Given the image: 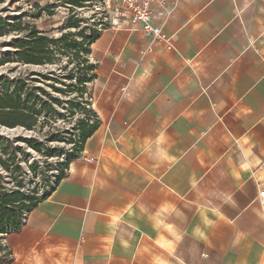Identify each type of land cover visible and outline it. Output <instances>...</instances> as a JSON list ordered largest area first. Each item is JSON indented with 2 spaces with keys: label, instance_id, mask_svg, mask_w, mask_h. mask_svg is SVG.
Instances as JSON below:
<instances>
[{
  "label": "crops",
  "instance_id": "crops-1",
  "mask_svg": "<svg viewBox=\"0 0 264 264\" xmlns=\"http://www.w3.org/2000/svg\"><path fill=\"white\" fill-rule=\"evenodd\" d=\"M170 7L173 50L120 24L90 45L97 129L4 264H264V0Z\"/></svg>",
  "mask_w": 264,
  "mask_h": 264
},
{
  "label": "rangeland",
  "instance_id": "rangeland-1",
  "mask_svg": "<svg viewBox=\"0 0 264 264\" xmlns=\"http://www.w3.org/2000/svg\"><path fill=\"white\" fill-rule=\"evenodd\" d=\"M46 4L52 5L50 8L52 15L38 9ZM120 7L119 2L115 0H104V2L101 0L75 9V15L71 21L78 22L80 28H85L84 36H89V29L99 33L111 25V20L114 18L113 10L118 9L121 12ZM39 11L41 17L34 19L33 17ZM71 15L69 6L63 0H19L13 4H10V0H5L0 3L1 18L21 19L24 24L46 31V36L49 38H58L61 35L59 29L64 27L67 18ZM63 30L62 33L74 32L77 29ZM21 36L20 33L12 32L0 37V92L3 84L12 87L13 82L20 81L23 83V91H34L39 101H48L53 104L55 113L52 116L41 113L35 120L33 130L23 127L11 129L0 124V158L2 160L11 158V151H8V154L1 151L7 146V140L13 141V148H21V151L15 152L14 163L8 171L0 166V180L2 186L6 188H14L16 181L21 182L22 190L28 192L34 188L38 195L50 188L69 158L79 155L78 134L86 124L90 125L95 119H90L88 115L90 114L88 111L92 112L89 102L90 81L83 86V89L76 84L75 79L79 78L83 72L77 71L76 62L72 60V57L57 51L53 56V64L31 65L17 62V50L12 48V43ZM73 39L76 42H82L78 35H75ZM7 60L10 62H6ZM51 84L61 89L65 87L72 89H69L70 93H56L50 88ZM37 88L42 89L46 94ZM85 94H87L86 97ZM50 96L59 98L61 104H54L49 99ZM39 106L37 105V109ZM80 120L82 123L78 125L77 121ZM56 134L59 139L53 141L52 136ZM20 138L25 139L26 142L21 141ZM31 144L41 147L42 150L48 149L50 154L45 156L36 152L31 148ZM0 244L1 247L2 243ZM4 254V250L0 248V264L4 262Z\"/></svg>",
  "mask_w": 264,
  "mask_h": 264
},
{
  "label": "trees",
  "instance_id": "trees-1",
  "mask_svg": "<svg viewBox=\"0 0 264 264\" xmlns=\"http://www.w3.org/2000/svg\"><path fill=\"white\" fill-rule=\"evenodd\" d=\"M19 0H10V4H13ZM65 4L69 6L71 16L67 18L66 23L62 29H59L61 35L58 38H49L46 36V31L38 30L35 26L24 24L21 19H3L0 17V37H3L9 33L15 32L22 34L20 39L15 40L12 43V48L17 50V62L22 64L31 65H45L53 64L54 54H66L72 57V60L76 62L77 71L82 73L79 78H76V84L83 89V86L88 81L93 80V65L89 64L88 55L90 54V45L98 38L99 33L94 29H89L90 35L84 36L85 28H80L78 22H72L73 15H75V9L83 8L85 5H92L98 3L101 0H63ZM5 0H0V3ZM38 7V6H37ZM50 8L52 5L46 4L39 10L45 11L48 15H52ZM41 17L40 11L33 17L38 19ZM63 29H77L74 32H65ZM75 33V34H74ZM75 35L81 37L82 42H76ZM6 62H10L7 60ZM80 67V68H79ZM50 88L56 93H70L72 88L61 89L56 86L50 85ZM39 89L42 93L46 94L42 89ZM24 94V97L22 95ZM82 95V90H80ZM49 99L56 105L61 104V100L55 97H49ZM37 105L39 108L37 109ZM92 111V110H91ZM41 113H47L53 115L55 108L50 102L39 101L34 91H23V83L13 82L12 87L8 84H3L0 92V124L8 128L23 127L27 130H33L35 127V120ZM89 118H94L95 121L86 124L84 128L78 134V144L80 146L79 152L82 151L84 142L96 131L98 122L95 113L88 111ZM92 113V115H91ZM78 125L82 121H77ZM79 128V127H78ZM59 136L56 134L52 136L53 141H57ZM21 141L26 142L25 139L20 138ZM31 148L36 152L42 153L45 156L50 154L48 149L42 150L41 147L31 144ZM21 151L20 147L13 148V141L7 140V146L2 148V152L8 154L11 151V158L2 160L0 158V166L3 170L8 171L15 160V152ZM42 151V152H41ZM75 156L74 158H76ZM69 158L62 167V172L55 178V182L50 186V191L46 190L37 195L36 190L33 188L28 192L22 190V183L16 181V187L6 188L2 186L0 180V243L2 237L11 231H16L23 223L24 214L37 206L39 202L46 199L48 194L53 191L55 186L58 185L63 178L64 172L68 163L74 159ZM1 179V178H0ZM16 180V179H15ZM1 245V244H0ZM0 248L3 249L1 246ZM5 263V260L3 264Z\"/></svg>",
  "mask_w": 264,
  "mask_h": 264
},
{
  "label": "built area",
  "instance_id": "built-area-1",
  "mask_svg": "<svg viewBox=\"0 0 264 264\" xmlns=\"http://www.w3.org/2000/svg\"><path fill=\"white\" fill-rule=\"evenodd\" d=\"M102 1L104 2V0ZM176 1L177 0H115V2H119L122 11L120 12L118 9L113 10L114 18L111 20V25L137 26L144 35L162 44L166 50H173L170 38L162 31V25L157 23L158 14L155 10L157 8L161 9L159 16L166 18L169 11L172 9L168 7L170 5L175 6ZM86 95L87 94H85V97ZM90 101L91 98H89V102ZM86 161L91 162L92 160L87 158ZM46 191L49 192L50 188H47ZM259 199L264 203V190L259 193ZM26 216L27 214H24L23 222Z\"/></svg>",
  "mask_w": 264,
  "mask_h": 264
},
{
  "label": "clouds",
  "instance_id": "clouds-1",
  "mask_svg": "<svg viewBox=\"0 0 264 264\" xmlns=\"http://www.w3.org/2000/svg\"><path fill=\"white\" fill-rule=\"evenodd\" d=\"M163 143V140H160L157 142V147L155 153H152L156 158L163 159L166 156L165 150L160 147L159 145ZM149 150H150V145H149Z\"/></svg>",
  "mask_w": 264,
  "mask_h": 264
}]
</instances>
